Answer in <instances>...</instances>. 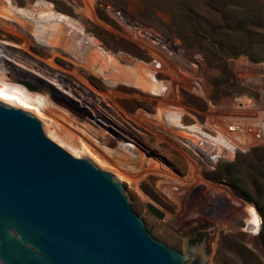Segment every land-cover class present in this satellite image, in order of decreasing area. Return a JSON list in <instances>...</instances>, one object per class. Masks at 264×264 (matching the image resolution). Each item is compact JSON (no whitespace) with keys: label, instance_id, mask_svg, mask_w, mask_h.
<instances>
[{"label":"rangeland","instance_id":"1","mask_svg":"<svg viewBox=\"0 0 264 264\" xmlns=\"http://www.w3.org/2000/svg\"><path fill=\"white\" fill-rule=\"evenodd\" d=\"M15 1L19 5H26L32 0ZM52 1L59 10L69 13L73 18L78 17L74 5H84V0ZM245 4L252 6L251 10L256 16L263 15L264 18V0H94L93 9L106 27L88 19L85 29L94 33L102 45L112 53L124 54L119 56L118 60L125 75L132 68L133 60H138L150 66L149 70L154 72L159 81L170 80V76L162 71L165 65L163 60L156 59L150 50L127 37L125 29L106 12V5L120 9L137 24L158 31L173 46L181 48L186 54L199 55L202 60V80L206 98L181 87L179 90L183 105L201 121L208 111L207 100L213 105L225 100L233 103L234 98L242 94L252 97L257 103L263 100L260 89L264 86V26L252 22L247 24L246 28H232L235 25L233 10H243ZM4 33L8 35L0 29V34ZM30 48L38 57L17 48L10 51L14 54L20 51V56L36 69H47L51 74L59 75L63 84L71 88L73 99L106 118L131 140L142 142L152 155H161L180 175L189 171L194 181L200 177L194 169L188 170L176 149L166 141L157 139L133 119L140 108L153 113L157 104L154 97L142 92L143 88L142 91L139 90L140 79L133 86L127 83L128 80L119 78L120 82L111 86V96L104 98L95 90L108 93L109 88L97 77L81 71V74L87 77L88 85L75 76L73 64L64 56H52L37 45H31ZM49 58H52L51 63L48 62ZM153 68L156 69L152 70ZM193 120L189 115H184L185 124ZM262 147L264 148L258 146L245 153H238L233 161L219 162L214 169L202 170V176L206 180L225 186L233 196L253 205L260 223L257 232L222 228L217 225L216 219L198 211L194 216L183 218L179 222L164 216L157 218L146 208L148 201L143 200L134 185L120 183L132 210L143 220L147 231L167 246L184 254L193 239L200 237L205 241L203 264H264ZM237 157L238 162L235 163ZM225 170L229 171L228 176L217 177ZM159 177L149 174L137 182V187L159 204L163 211L173 215L181 212V206L157 186ZM196 204L194 202L192 208ZM220 217L223 222L227 221L225 224L229 222L228 217Z\"/></svg>","mask_w":264,"mask_h":264},{"label":"bare ground","instance_id":"2","mask_svg":"<svg viewBox=\"0 0 264 264\" xmlns=\"http://www.w3.org/2000/svg\"><path fill=\"white\" fill-rule=\"evenodd\" d=\"M93 2L84 0L83 6L74 5L78 17L73 18L59 10L52 0H32L26 5H19L15 0H0V29L8 34H0V102L36 117L45 136L54 143L58 140L54 132L64 129L75 138L79 158H86L111 172L121 183L134 185L143 200L162 210L137 187V182L149 174L160 176L157 186L181 206V212L174 215L162 210L165 218L179 222L198 211L216 219L217 225L222 228L257 232L260 223L253 205L233 196L225 186L206 180L198 167V164L205 165L206 158L197 157L187 147V141L193 140L195 126L185 124L184 115L192 117L195 123L198 119L183 105L179 89H192V55L173 46L158 31L145 26L148 32L157 36L158 41L127 37L150 50L156 59L163 60L162 71L170 76V80L159 81L149 70L150 66L138 60H133L132 68L125 75L118 60L124 54L112 53L94 33L85 29L88 19L106 27L96 15ZM31 45L41 47L52 56H64L73 64L75 76L88 85L89 81L81 71L97 77L109 88L108 93L94 89L104 98L111 96V86L120 82L119 78L128 80L127 83L132 85L140 79L139 90L143 88L142 92L154 97L157 104L153 113L140 108L133 119L157 139L176 149L188 170L194 169L200 177L194 181L189 171L180 175L161 155H152L141 141L131 140L106 118L73 99L71 88L63 84L59 75H53L47 69H36L20 56V51L17 54L10 51L17 48L38 57L31 50ZM48 62L51 63L52 58ZM203 91L206 97L204 88ZM252 102V98L242 94L236 96L233 103L225 100L206 114L213 115L214 119L222 120L224 124L250 114L251 110L259 117L264 116V101L256 103L254 108ZM218 137L213 141L212 148L221 151L229 145ZM194 202L197 204L192 208ZM221 215L229 218L227 224V221L219 219Z\"/></svg>","mask_w":264,"mask_h":264},{"label":"water","instance_id":"3","mask_svg":"<svg viewBox=\"0 0 264 264\" xmlns=\"http://www.w3.org/2000/svg\"><path fill=\"white\" fill-rule=\"evenodd\" d=\"M54 133L55 143L32 114L0 102L1 264L204 263V238L184 254L154 238L113 174Z\"/></svg>","mask_w":264,"mask_h":264},{"label":"built area","instance_id":"4","mask_svg":"<svg viewBox=\"0 0 264 264\" xmlns=\"http://www.w3.org/2000/svg\"><path fill=\"white\" fill-rule=\"evenodd\" d=\"M105 10L125 29L130 38L158 41L157 36H153L145 27L131 20L120 9L106 5ZM192 59L191 68H193L194 71L192 89H187L185 87L181 88L206 98L203 95V88L205 90V87L202 80L203 75L201 73V57L194 54L192 55ZM260 95L264 101V86L260 89ZM256 103L257 102L253 99L251 103L253 108L256 106ZM207 104L208 110L216 106L213 105L210 100H207ZM197 121V123H195L196 121L194 120L190 123H186L195 126V130L192 132L193 140L189 139L187 141V147L191 149L197 157L206 158L207 162L205 165L198 164L201 172L202 170L214 169L219 162L233 161L238 153H245L255 147L264 146V116L259 117L254 110H251L250 114L226 124H224L222 120L214 119L213 115L209 116L207 114H205L203 120ZM216 137L226 142L229 146L221 151L214 150L212 145Z\"/></svg>","mask_w":264,"mask_h":264},{"label":"trees","instance_id":"5","mask_svg":"<svg viewBox=\"0 0 264 264\" xmlns=\"http://www.w3.org/2000/svg\"><path fill=\"white\" fill-rule=\"evenodd\" d=\"M252 6L251 5H244L243 6V10H240L239 11H236V10H233V13L235 14L234 15V19H233V27L234 29H241V28H246L247 27V24H250L252 22L254 23H257L261 26H264V18L262 17L263 15L261 16H256L252 10H251ZM255 151V150H254ZM262 152L264 153V148L262 147ZM238 162V157L236 158V161L235 163ZM229 174V171L225 170L223 172H221V174L219 173L217 175V177H220V176H228ZM224 178V177H223ZM197 237L193 240H196Z\"/></svg>","mask_w":264,"mask_h":264}]
</instances>
